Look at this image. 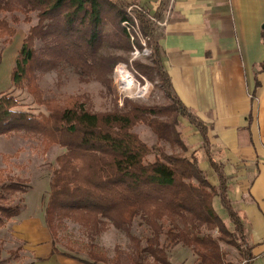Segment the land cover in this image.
Listing matches in <instances>:
<instances>
[{"label": "trees", "instance_id": "1", "mask_svg": "<svg viewBox=\"0 0 264 264\" xmlns=\"http://www.w3.org/2000/svg\"><path fill=\"white\" fill-rule=\"evenodd\" d=\"M132 3L135 2L0 0V12L19 10L27 14V19L32 12L38 16L37 24L31 26L18 50L10 86L27 87L34 101L47 111L34 113L19 108L15 95L0 91V135L40 134L65 149L56 158L57 167L49 183L45 220L52 231L55 220L69 219L79 223L93 239L112 223L129 235L136 250L134 256L124 253V257L117 251V263L123 260L143 264L142 255L149 253L157 263L172 264L169 250L181 244L198 255L199 264H224L221 242H225L242 249L245 264H253L254 246L249 242L243 218L232 205L228 178L217 162L210 159L219 176L216 185L196 155L162 153L150 161L152 148L134 130L137 123L143 122L161 135L162 123L154 116L174 111L187 118L202 134L204 144L209 145L207 125L173 91L163 64L157 25L146 13L139 12L138 16L143 31L153 40V62L173 101L171 107L131 102L127 111L99 113L90 110L79 97L61 104L42 95L36 71L50 70L60 63L72 66L84 81L92 77L109 81L108 73L120 58L101 54L105 28L111 17L115 19L116 37L130 45L122 21ZM16 34L9 21L0 17V37ZM38 39L46 43L40 51L35 48ZM22 181L15 178L3 188L26 192ZM217 204L225 210L224 214L216 208ZM22 207L0 206V225L20 215ZM135 222L146 226L141 237L131 233ZM203 227L217 230L218 236L205 232Z\"/></svg>", "mask_w": 264, "mask_h": 264}, {"label": "crops", "instance_id": "2", "mask_svg": "<svg viewBox=\"0 0 264 264\" xmlns=\"http://www.w3.org/2000/svg\"><path fill=\"white\" fill-rule=\"evenodd\" d=\"M133 1L166 20L156 29L164 68L174 93L207 125L209 145L185 118L184 143L213 184L219 176L210 159L227 176L254 246L253 264H264V0ZM16 231L33 250L30 264H122L95 250L89 258L57 247L40 216Z\"/></svg>", "mask_w": 264, "mask_h": 264}, {"label": "rangeland", "instance_id": "3", "mask_svg": "<svg viewBox=\"0 0 264 264\" xmlns=\"http://www.w3.org/2000/svg\"><path fill=\"white\" fill-rule=\"evenodd\" d=\"M26 15L25 12L19 10L0 12V17L6 18L10 25L17 30L14 37H0V91L15 95L20 102L19 108L34 113L47 112L44 106L34 101V97L27 87L10 86L11 72L16 62L18 50L31 26L38 22L36 12L29 14L30 19H27ZM117 30L115 19L111 17L105 28L101 54L107 57H119L120 59L115 63L112 71L108 73V82L104 83L95 77L84 81L72 66L60 63L56 68L36 71L37 82L43 97L58 100L61 104H65L69 98L79 97L81 101L86 102V106L90 110L99 113L114 110L127 111L129 109L128 104L131 102L143 106L171 107L173 101L161 78L157 75L153 62V40L151 39L149 43L152 49L151 55L134 60L132 65L130 62L132 56L131 42L129 40L130 45H127L126 41L122 42L120 38H117ZM45 44L43 40L38 39L35 48L40 51ZM120 63H127L130 68L134 66L136 71L148 79L150 89L146 96L137 97L133 96L132 93L125 95L119 91L115 68ZM154 117L157 122L162 123L160 125L161 135L157 134L146 123L140 122L134 126V130L152 148L148 160L152 161L162 153L169 156H190L189 147L184 143L187 132L185 130L188 129L183 125L185 117L174 111ZM64 150L59 144L48 142L40 134L28 135L21 132L0 135V172L3 173L0 180V206L17 204L24 206L20 215L8 218L4 220L2 226L0 225V264H30L35 259L33 250L19 236L16 226L31 216H40L47 225L45 209L49 195V183L53 171L57 167L56 158ZM13 178L23 180L22 186L28 191L4 189L3 186L10 184L14 180ZM216 208L219 212L221 211V214L225 211L220 204H217ZM239 208L237 207V209ZM0 216H2L1 212ZM228 224L233 229V225L230 222ZM145 227L135 222L131 228V233L141 237ZM203 230L218 236L217 230H209L206 227H203ZM53 231L57 247L74 251L82 256L90 258L91 251L95 250L102 258L116 262L117 251L121 252L122 257H124V253L135 255V246L129 235L116 228L112 223H109L106 231L93 239L79 223L69 219H65L63 222L55 220ZM144 245L145 240L143 241ZM221 248L225 252L224 264H245L242 249L225 242H221ZM169 259L172 264H199L198 255L191 248L181 244L169 250ZM121 262L122 264H132L131 262L125 263L123 260ZM141 262L143 264H162L157 263L149 253L142 255Z\"/></svg>", "mask_w": 264, "mask_h": 264}, {"label": "built area", "instance_id": "4", "mask_svg": "<svg viewBox=\"0 0 264 264\" xmlns=\"http://www.w3.org/2000/svg\"><path fill=\"white\" fill-rule=\"evenodd\" d=\"M139 12L146 13L139 4H131L127 9V17L122 21V25L132 45L130 61L132 65L134 60L143 56H149L152 53V49L149 46L151 37L143 31L138 16ZM146 14L157 26H164L166 24V20L159 19L148 13ZM123 74L125 75L124 78ZM115 76L119 91L125 95L132 93L133 96L144 97L149 92L150 82L143 74L136 71L134 66L130 68L127 63L118 64L115 68Z\"/></svg>", "mask_w": 264, "mask_h": 264}, {"label": "bare ground", "instance_id": "5", "mask_svg": "<svg viewBox=\"0 0 264 264\" xmlns=\"http://www.w3.org/2000/svg\"><path fill=\"white\" fill-rule=\"evenodd\" d=\"M127 74H128V73H127ZM124 76H125V75L123 74V78H124Z\"/></svg>", "mask_w": 264, "mask_h": 264}]
</instances>
